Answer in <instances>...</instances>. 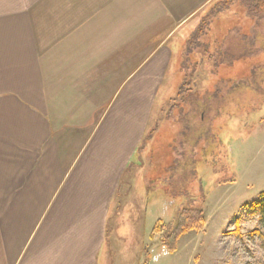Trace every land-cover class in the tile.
I'll list each match as a JSON object with an SVG mask.
<instances>
[{"label":"crops","instance_id":"crops-1","mask_svg":"<svg viewBox=\"0 0 264 264\" xmlns=\"http://www.w3.org/2000/svg\"><path fill=\"white\" fill-rule=\"evenodd\" d=\"M210 1L0 0V264L134 258L108 226L142 169L168 36Z\"/></svg>","mask_w":264,"mask_h":264},{"label":"rangeland","instance_id":"rangeland-1","mask_svg":"<svg viewBox=\"0 0 264 264\" xmlns=\"http://www.w3.org/2000/svg\"><path fill=\"white\" fill-rule=\"evenodd\" d=\"M227 1L211 0L182 23L191 30L168 36L174 55L137 152L142 169L134 185L126 176V203L108 226L111 248L118 240L134 253L125 264H264V212L254 207L264 193V21ZM193 209L205 225L171 254L152 229L161 220L173 234Z\"/></svg>","mask_w":264,"mask_h":264},{"label":"trees","instance_id":"trees-1","mask_svg":"<svg viewBox=\"0 0 264 264\" xmlns=\"http://www.w3.org/2000/svg\"><path fill=\"white\" fill-rule=\"evenodd\" d=\"M238 4L247 13L249 18H255L264 21V0H228L227 4ZM203 113V112H202ZM201 113V114H202ZM198 122L201 120L199 118ZM261 212H264V193L260 195V202L254 204ZM181 226L173 234L163 235L162 221L159 220L154 225L151 236L159 235V243L161 246L167 247L169 252L173 254L176 251V244L185 234L199 232L205 225L204 212L202 210H185L180 214ZM171 241V242H170Z\"/></svg>","mask_w":264,"mask_h":264}]
</instances>
